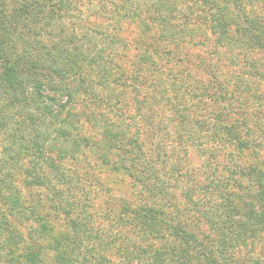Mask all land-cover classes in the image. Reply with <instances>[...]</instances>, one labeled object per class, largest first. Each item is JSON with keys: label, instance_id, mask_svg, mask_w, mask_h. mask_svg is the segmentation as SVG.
I'll use <instances>...</instances> for the list:
<instances>
[{"label": "trees", "instance_id": "1", "mask_svg": "<svg viewBox=\"0 0 264 264\" xmlns=\"http://www.w3.org/2000/svg\"><path fill=\"white\" fill-rule=\"evenodd\" d=\"M99 1L0 0V264H264V0Z\"/></svg>", "mask_w": 264, "mask_h": 264}, {"label": "rangeland", "instance_id": "2", "mask_svg": "<svg viewBox=\"0 0 264 264\" xmlns=\"http://www.w3.org/2000/svg\"><path fill=\"white\" fill-rule=\"evenodd\" d=\"M79 8L82 9V11H78L79 13H81L79 16H73L72 19L70 20V22L73 21V24L76 26V25H79V24H82L84 22H86L88 20V23L89 25H92L94 22V18L93 16H95V13H94V8L93 7H97L98 6V15L100 16H105L107 14L103 13L102 12V6H101V1L99 0H83V2L79 3ZM97 20L103 27L107 24V19L105 18H102L101 17V20L100 19H95ZM123 25V23L121 24ZM122 27V26H121ZM123 28V29H122ZM121 28V34L123 36H126V37H134L135 34L137 33V28L133 25L132 22H130V24H126L124 27ZM100 29V31L103 29L102 27L98 28ZM93 32V31H91ZM99 38H100V33L97 32L96 33ZM144 41L148 42L149 40H151V38L149 36H144L143 37ZM209 45L208 44H200L199 46H193V45H184L182 46L181 48V53L183 54H186V55H189V56H192L194 58H196L197 60L201 61L202 63L205 62V60L208 59V53H209ZM115 93H117L119 95V98L121 99L120 102H119V105L125 109V113L124 114H127L129 112H132L133 111V107H132V102L130 100V97L132 96L130 94V91L127 89V90H122L121 88H117L115 91ZM102 93L103 94H108L110 96V94L106 91V90H102ZM108 98V96H107ZM108 100V99H106ZM78 106V105H77ZM90 106V105H88ZM101 106V105H100ZM103 106V105H102ZM92 108V106L90 107ZM92 113L93 115L94 114H103L104 117L103 118H106V120H110V119H114V116L111 115L112 112L108 111L107 108L105 106H103L102 108L101 107H95V108H92ZM100 117V116H99ZM90 130V135L92 137H98L97 134L94 133V129L93 128H90L88 127ZM117 178V179H116ZM111 180H115L116 185L114 187V189L116 191H112L111 193H105L104 194V191L103 190H98V191H95V195H93V197H95V200H96V204H94V208L97 207V208H103L105 207V205H103V201L102 199H111V198H115V196H117L118 194H124V191L128 190V187L126 188V186L120 182V179L119 177L114 174L112 175L111 177ZM128 186V184H127ZM100 214L101 213H97L95 214V217L93 219L94 221V224L96 227H99V225L97 224L98 221L100 220ZM105 227V226H104ZM105 228H108V226H106Z\"/></svg>", "mask_w": 264, "mask_h": 264}]
</instances>
